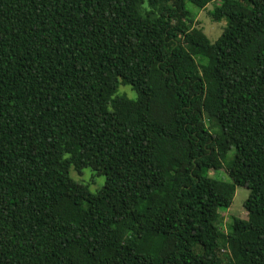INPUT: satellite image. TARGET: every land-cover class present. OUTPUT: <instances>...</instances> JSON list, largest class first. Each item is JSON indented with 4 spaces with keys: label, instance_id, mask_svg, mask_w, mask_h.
I'll list each match as a JSON object with an SVG mask.
<instances>
[{
    "label": "trees",
    "instance_id": "trees-1",
    "mask_svg": "<svg viewBox=\"0 0 264 264\" xmlns=\"http://www.w3.org/2000/svg\"><path fill=\"white\" fill-rule=\"evenodd\" d=\"M0 264H264V0H0Z\"/></svg>",
    "mask_w": 264,
    "mask_h": 264
},
{
    "label": "rangeland",
    "instance_id": "rangeland-1",
    "mask_svg": "<svg viewBox=\"0 0 264 264\" xmlns=\"http://www.w3.org/2000/svg\"><path fill=\"white\" fill-rule=\"evenodd\" d=\"M186 7L196 13V27L202 29L204 33L210 38V40L215 42L221 36L226 26V22L224 21L222 23H216L212 20L209 12L213 10L214 5H210L206 10L203 11H198L197 8L188 3L186 4ZM120 93L127 95L131 99L136 97V94L130 89V87L122 86L120 88ZM216 174L218 177L221 176L217 172L212 173L213 176ZM71 175L78 182L89 185L90 190L93 193H97L105 185V177H95V173L90 169L85 170L83 175H80L73 170ZM248 197L249 191L247 188H237L236 197L232 207L229 210L223 212L226 228L232 223L233 217L241 219L248 218V214L244 208V203Z\"/></svg>",
    "mask_w": 264,
    "mask_h": 264
}]
</instances>
